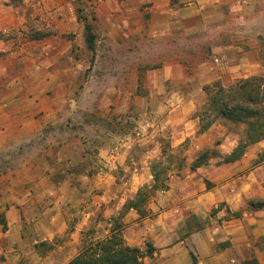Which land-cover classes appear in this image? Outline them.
<instances>
[{"label":"rangeland","instance_id":"374dc122","mask_svg":"<svg viewBox=\"0 0 264 264\" xmlns=\"http://www.w3.org/2000/svg\"><path fill=\"white\" fill-rule=\"evenodd\" d=\"M210 1L202 5L186 0L177 6L189 22L188 36L174 25L173 17H160L153 27L140 23L142 36L128 42L126 50L117 36L118 21L112 25L103 18L92 21V8L97 7L93 0H25L11 6L19 22L25 14L30 22L23 30L18 23L0 32V42L9 47L0 59L14 54L8 58L5 77L0 65V191L17 193L25 187L5 185L2 179L7 176L19 180L45 176L57 187L68 181L84 195L68 209L67 218L69 229L82 225L79 244L73 245L68 233L37 245L30 239L20 257L23 264H65L89 242L105 240L112 229L125 239L135 223L147 227L173 206L171 194L184 192L188 176L197 171L191 170L192 163L201 153L210 151L207 167L221 158V141L233 135L245 140L243 125L218 120L211 127L213 145L203 147L201 125L171 127L164 120L160 101L178 91L196 97L195 118L207 101L204 86L228 84L246 75L264 78V0ZM7 2L0 0V8ZM152 5L144 4L143 11ZM84 15L96 38L92 50L86 43ZM36 31L50 35L35 40ZM180 60L187 83L177 85L169 79L166 89H159L164 70ZM259 64L261 71L253 74L251 67L256 70ZM185 128L192 135L183 138ZM159 159L170 168L166 191L152 189V163ZM141 190L144 202L138 201L137 210L128 208ZM175 207H185L182 198ZM211 212L201 220L190 217L192 228L212 229L222 221L211 218L216 207ZM87 213L92 215L85 225ZM0 228H7L1 220ZM256 241L264 249V237ZM245 257L257 259L252 250Z\"/></svg>","mask_w":264,"mask_h":264},{"label":"crops","instance_id":"0c3cea01","mask_svg":"<svg viewBox=\"0 0 264 264\" xmlns=\"http://www.w3.org/2000/svg\"><path fill=\"white\" fill-rule=\"evenodd\" d=\"M184 1L186 0H122L120 2L98 0L95 1L97 7L92 8L91 16H95L94 22L98 18L105 19L111 25L115 24L114 20L118 21L117 36L123 38V50H126L129 47L128 42L142 36L140 23L146 22L149 27H153L160 17H173L174 25L180 27L179 29L188 36L185 30L188 29L189 22L182 17L183 12L177 8ZM206 1L212 2L198 0L202 5H205ZM215 2L221 3L220 0ZM146 3H153V5L143 11L142 7ZM25 15L23 16L26 19L19 22L13 8L5 3V7L0 8V32L6 33L18 23L22 26V30L25 29L29 20V17ZM78 24L76 21L73 25L78 28ZM149 31L151 32V29ZM107 36H114V34H107ZM7 46L6 42H0V55L8 53ZM23 53L25 52L22 49L21 56ZM12 57L14 54L10 52V55L0 59V65L3 66L2 71L0 68L1 76L5 77L8 73L6 64L9 65L8 58ZM184 64V61L180 60L175 67H168L167 71L165 69L166 73L162 79L164 83L159 86V89H166L165 83L169 79L175 81L177 85L186 84L189 79L185 78ZM253 67L254 65L251 70L254 74V72H260L263 66L259 64L256 70ZM245 77L249 78L247 75ZM240 79L246 78L240 77L228 84L222 82L229 85ZM160 103L166 111L164 120L167 125L178 127L183 124L185 126L194 124L195 127H200L199 119L194 118L196 97L189 98L184 91H178L171 99L160 101ZM213 133V130L209 129L200 134L201 140L205 143L202 144L203 147L213 145L210 142L212 141L210 139H213ZM190 135L192 133L186 128L181 131L183 138ZM240 145L241 139L237 135L221 141L219 149L222 150V154L219 161H211L209 166L198 168L188 176L184 184V192L180 193V196L176 192L174 195L171 194L170 202L173 206L162 211L161 215L155 221H151L147 227L142 228L135 223L132 228H129V236H125L127 245L144 249L150 242L155 249L153 257L145 258L142 261L143 264H241V260L244 262L246 259L245 253L250 250L256 254L259 264H264V249H259L256 244L257 239L264 237V210H246L249 200L264 199V158L261 159V154L264 153V140L248 145L238 160L226 162L225 158L231 156ZM2 180L5 181V185L22 184L25 187L22 192L17 193L10 190L0 191V216H2L0 220L7 226L5 230L0 228V264H23V258L20 257L24 252L25 242L30 239L37 245L46 241L52 242L68 233L74 238L73 245L79 244L78 235L81 233L82 225H79L81 228L77 225L69 229L67 218L69 217L68 209L75 207L84 195L70 182L65 181L61 187H57L45 176L29 177L26 180L7 176ZM206 180L211 184L210 187ZM27 186L32 187L28 190ZM166 194L169 196L170 191ZM181 198L185 202L183 209L175 207ZM214 207L218 209V212L211 218L215 221L222 220L218 223L219 225L212 229L210 227L192 228L189 222L190 217L201 220L208 217ZM235 214L241 216L233 217ZM91 215V213L85 215L83 224L87 225ZM228 215H232L233 218L224 219ZM223 242L227 244L224 248L219 246ZM78 255V252L75 253L65 261V264Z\"/></svg>","mask_w":264,"mask_h":264},{"label":"trees","instance_id":"16d2710c","mask_svg":"<svg viewBox=\"0 0 264 264\" xmlns=\"http://www.w3.org/2000/svg\"><path fill=\"white\" fill-rule=\"evenodd\" d=\"M25 0H8L9 6H18L24 4ZM91 1V0H90ZM98 1V0H93ZM92 15V14H91ZM95 21V16H91ZM89 18L84 15L81 19L84 22L87 33L86 42L88 48L93 49L95 35L92 33V23ZM30 22V18L28 20ZM1 35V34H0ZM50 34H40L39 31L33 32L34 39H43ZM42 38H41V37ZM207 94V101L201 111L198 112L197 118L200 120V134L207 132L218 120L232 122L236 125H243L244 141L235 150L231 156L225 158L226 162L238 160L248 145L255 144L264 140V78L254 76L246 79H240L235 83L225 85L223 82L217 81L211 86H204ZM210 151L206 150L201 153L192 163L191 170H196L205 166L209 159ZM163 162L154 160L152 163V176L154 185L152 189L168 190L167 170L169 167L163 166ZM167 180V181H166ZM143 191H139L137 199L130 204L128 208L137 210L138 204L144 200ZM144 202V201H143ZM247 211L264 210V199H251L247 202ZM235 214L233 217H240ZM147 250L139 247H131L127 245L116 229L111 230V235L105 240L98 242H89L86 244L77 257L72 259L68 264H143L145 258H152L155 249L147 244ZM241 264H259L257 259L245 260Z\"/></svg>","mask_w":264,"mask_h":264},{"label":"built area","instance_id":"2783aa9c","mask_svg":"<svg viewBox=\"0 0 264 264\" xmlns=\"http://www.w3.org/2000/svg\"><path fill=\"white\" fill-rule=\"evenodd\" d=\"M218 61V60H217Z\"/></svg>","mask_w":264,"mask_h":264}]
</instances>
